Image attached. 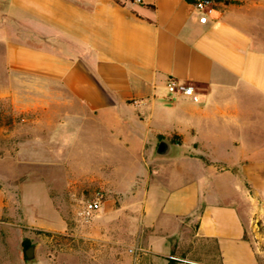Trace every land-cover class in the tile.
<instances>
[{
	"label": "crops",
	"instance_id": "crops-1",
	"mask_svg": "<svg viewBox=\"0 0 264 264\" xmlns=\"http://www.w3.org/2000/svg\"><path fill=\"white\" fill-rule=\"evenodd\" d=\"M0 1V26L19 30L5 63L41 95L17 105L34 112L36 157L83 158L71 194L107 192L90 236L133 264H261L243 205L264 210V0H213L205 22L197 0ZM171 79L196 98L170 100ZM188 238L206 248L175 257Z\"/></svg>",
	"mask_w": 264,
	"mask_h": 264
},
{
	"label": "rangeland",
	"instance_id": "rangeland-1",
	"mask_svg": "<svg viewBox=\"0 0 264 264\" xmlns=\"http://www.w3.org/2000/svg\"><path fill=\"white\" fill-rule=\"evenodd\" d=\"M0 6L3 7L2 1ZM18 32V26H0V189L4 196V211L0 216V264H27L24 240L36 246V259L30 264H118V260L120 264H133L134 249L128 246L114 248L90 236L92 228L98 231L100 223L98 213L91 216L84 213V203L92 200L95 193H102L104 201L107 192L92 186L84 194H71L68 179H81L82 176H73L70 168L82 172L84 159L51 158L45 153L43 158L36 157L35 144L29 140V136L39 129L32 122L34 112H21L17 105L34 103L36 97L41 100V95L35 94L36 81L33 78L26 79L11 72L4 60L3 38L18 42ZM47 98L50 99V96L47 95ZM41 114L43 120L48 119L50 123L51 112ZM47 128L42 129L45 131ZM112 177V182L118 186H124L130 180L126 174ZM39 181L46 183V188ZM125 194L124 198H130L131 193L126 191ZM243 206L244 210L251 212L254 245L260 263L264 264V210L261 204L259 208L256 204ZM124 212L129 213L130 208H123ZM57 221L62 227L57 232L38 227L54 226ZM120 226L124 233H128L127 228L131 225L117 224V227ZM106 227L103 230H107ZM115 227L112 223L108 229L114 233ZM189 242L188 238L184 247L178 250L175 247L174 256L182 258L186 250L188 253L195 246L199 254L206 248L201 242L196 245Z\"/></svg>",
	"mask_w": 264,
	"mask_h": 264
},
{
	"label": "built area",
	"instance_id": "built-area-1",
	"mask_svg": "<svg viewBox=\"0 0 264 264\" xmlns=\"http://www.w3.org/2000/svg\"><path fill=\"white\" fill-rule=\"evenodd\" d=\"M132 3H141V0H131ZM215 3L213 0H197L194 7L200 15V21L205 22L207 17L214 12ZM169 99L175 101L179 98H193L195 99V88L191 85L177 82L174 79L168 81L166 85ZM103 194L98 193L96 196L84 203V213L88 216L96 214L101 209Z\"/></svg>",
	"mask_w": 264,
	"mask_h": 264
},
{
	"label": "water",
	"instance_id": "water-1",
	"mask_svg": "<svg viewBox=\"0 0 264 264\" xmlns=\"http://www.w3.org/2000/svg\"><path fill=\"white\" fill-rule=\"evenodd\" d=\"M168 150H169V146L165 143H162L159 146L158 153L160 155H163V154L167 153ZM35 249H36V246L32 245L25 251L24 254H25V259H26L27 264H30L33 260L36 259Z\"/></svg>",
	"mask_w": 264,
	"mask_h": 264
},
{
	"label": "trees",
	"instance_id": "trees-1",
	"mask_svg": "<svg viewBox=\"0 0 264 264\" xmlns=\"http://www.w3.org/2000/svg\"><path fill=\"white\" fill-rule=\"evenodd\" d=\"M31 246V242L29 240L23 241V249L26 251Z\"/></svg>",
	"mask_w": 264,
	"mask_h": 264
}]
</instances>
